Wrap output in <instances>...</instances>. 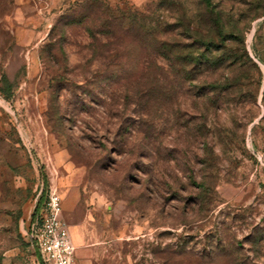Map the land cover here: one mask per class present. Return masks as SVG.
Wrapping results in <instances>:
<instances>
[{"label": "rangeland", "instance_id": "1", "mask_svg": "<svg viewBox=\"0 0 264 264\" xmlns=\"http://www.w3.org/2000/svg\"><path fill=\"white\" fill-rule=\"evenodd\" d=\"M157 1L0 0V264H46L29 223L50 187L72 264H264L261 96L202 131L140 96L128 15Z\"/></svg>", "mask_w": 264, "mask_h": 264}, {"label": "trees", "instance_id": "2", "mask_svg": "<svg viewBox=\"0 0 264 264\" xmlns=\"http://www.w3.org/2000/svg\"><path fill=\"white\" fill-rule=\"evenodd\" d=\"M128 18L126 31L141 19L151 47L145 48L135 75L145 84L140 96L175 100L185 114L196 111L200 121L190 120L188 127L198 131L210 114L256 105L259 94L264 111V0H158L146 13ZM252 28L248 47L246 34ZM258 114L255 107L248 120ZM205 190L200 189L199 202Z\"/></svg>", "mask_w": 264, "mask_h": 264}, {"label": "built area", "instance_id": "3", "mask_svg": "<svg viewBox=\"0 0 264 264\" xmlns=\"http://www.w3.org/2000/svg\"><path fill=\"white\" fill-rule=\"evenodd\" d=\"M45 195L41 211L29 225V237L46 264H72L75 246L62 216L61 195L55 187Z\"/></svg>", "mask_w": 264, "mask_h": 264}, {"label": "crops", "instance_id": "4", "mask_svg": "<svg viewBox=\"0 0 264 264\" xmlns=\"http://www.w3.org/2000/svg\"><path fill=\"white\" fill-rule=\"evenodd\" d=\"M43 204H44V201H43V199H41V200H39L38 201V203H37V205H38V207H37V205H36V210H34V212L32 213V217H31V221L34 219V217L36 216V214L38 213V212H40L41 211V209H42V207H43ZM42 205V206H41ZM41 207V208H40ZM39 208H40V210H39ZM64 208H63V203H62V216H63V218H64V220L66 221V219H65V217H64V210H63ZM67 223V222H66ZM29 225H30V223H29ZM68 225V224H67Z\"/></svg>", "mask_w": 264, "mask_h": 264}]
</instances>
